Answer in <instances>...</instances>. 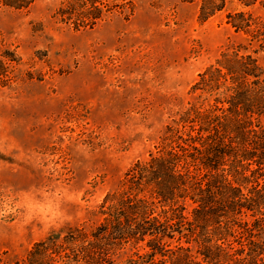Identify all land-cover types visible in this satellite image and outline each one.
<instances>
[{
  "label": "rangeland",
  "instance_id": "374dc122",
  "mask_svg": "<svg viewBox=\"0 0 264 264\" xmlns=\"http://www.w3.org/2000/svg\"><path fill=\"white\" fill-rule=\"evenodd\" d=\"M3 1L0 264H16L34 244L100 221L101 202L128 169L203 102L192 91L199 74L246 43L226 16L243 11L264 21V0H226L206 21L199 2L103 0L98 18L76 23L57 15L70 0H19L21 9ZM255 57L264 69V53ZM147 251L144 242L128 243L114 260Z\"/></svg>",
  "mask_w": 264,
  "mask_h": 264
},
{
  "label": "trees",
  "instance_id": "16d2710c",
  "mask_svg": "<svg viewBox=\"0 0 264 264\" xmlns=\"http://www.w3.org/2000/svg\"><path fill=\"white\" fill-rule=\"evenodd\" d=\"M102 1L70 0L57 15L94 21ZM184 1L199 2L200 21L226 4ZM226 20L246 43L199 74L192 91L205 95L203 102L190 105L166 127L156 152L128 169L101 202L100 221L34 244L16 264H116L118 250L140 242L148 251L122 264H264V69L255 57L264 53V21L243 11ZM246 214L252 222L237 221Z\"/></svg>",
  "mask_w": 264,
  "mask_h": 264
}]
</instances>
